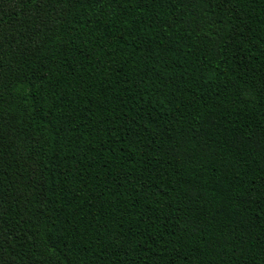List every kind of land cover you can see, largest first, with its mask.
<instances>
[{
    "label": "trees",
    "instance_id": "obj_1",
    "mask_svg": "<svg viewBox=\"0 0 264 264\" xmlns=\"http://www.w3.org/2000/svg\"><path fill=\"white\" fill-rule=\"evenodd\" d=\"M0 264H264V0H0Z\"/></svg>",
    "mask_w": 264,
    "mask_h": 264
}]
</instances>
